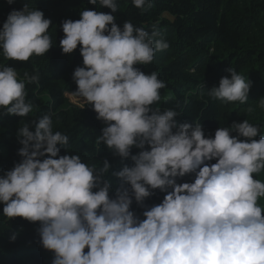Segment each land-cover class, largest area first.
<instances>
[{
	"label": "clouds",
	"instance_id": "9594fccd",
	"mask_svg": "<svg viewBox=\"0 0 264 264\" xmlns=\"http://www.w3.org/2000/svg\"><path fill=\"white\" fill-rule=\"evenodd\" d=\"M89 2L112 13L119 9L118 0ZM132 5L144 12L152 0H132ZM80 16L62 23V52L72 54L79 45L83 58L70 96L91 106L106 125L98 142L133 166L113 173L122 188L110 198V182L104 179L109 162L97 168L79 155H60L57 145L67 149L69 137L53 130L49 111L18 129L22 159L0 176L3 216L39 222L40 242L54 254L52 264H264V205L259 203L264 181L254 178L264 171V135L254 139L260 127L245 119L205 138L200 123L179 124L174 109L153 107L165 82L135 67L151 64L169 47L160 32L130 21L121 29L112 14L93 10ZM50 25L28 4L13 9L0 30L4 58L28 62L46 54L53 46ZM228 71L230 78H221L209 97L245 104L251 82L233 68ZM38 81V74L25 73L21 80L12 67L0 70V110L28 117L33 104L26 85ZM134 147L140 150L135 155ZM186 175H194V182L177 183ZM155 190L166 193L163 201L139 219L130 210L133 199L143 206ZM15 239L13 234L10 240Z\"/></svg>",
	"mask_w": 264,
	"mask_h": 264
},
{
	"label": "trees",
	"instance_id": "16d2710c",
	"mask_svg": "<svg viewBox=\"0 0 264 264\" xmlns=\"http://www.w3.org/2000/svg\"><path fill=\"white\" fill-rule=\"evenodd\" d=\"M118 2V11L112 13L107 7L92 5L89 0H15L12 5L0 0V30L13 9L22 10L28 4L51 20L48 33L53 40L46 54L33 56L28 62L6 60L0 49V70L12 67L21 80L25 73L39 75L37 83L26 85L27 99L33 104L28 117L0 110V176L22 159L18 155L22 147L18 129L24 123L38 122L51 111L53 130L69 137L67 149L57 145L59 154L79 155L82 162L97 168L107 160L110 168L104 179L110 182V198L122 188V182L113 173L125 165L133 166V162L120 158L98 142L106 125L96 118L97 113L91 106L74 105L69 100L70 93L77 90L73 74L77 67L83 66V58L79 45L72 54L62 52V23L79 20L85 9L112 14L121 29L126 21L149 33L156 29L169 44L166 50L156 53L151 64L135 66L145 74L155 72L166 84L160 90L161 100L153 107L161 111L174 109L179 124L200 123L205 138H214L218 128L230 127L245 119L261 129L254 139L264 135V108L260 106L264 101V0H152L151 8L144 12L135 8L132 0ZM230 68L251 82L245 104L224 103L208 95L213 87H219L221 78H230ZM248 108L253 111L249 112ZM139 151L135 147L131 150L133 155ZM254 178L264 181V171L254 174ZM194 179V175H186L177 183H192ZM165 195L155 190L143 206L133 199L130 210L143 220V212L160 204ZM259 203L264 205V199ZM38 228L39 222L31 223L19 217L7 220L0 204V264H52L54 254L42 247ZM13 234L16 235L14 242L10 240Z\"/></svg>",
	"mask_w": 264,
	"mask_h": 264
},
{
	"label": "rangeland",
	"instance_id": "374dc122",
	"mask_svg": "<svg viewBox=\"0 0 264 264\" xmlns=\"http://www.w3.org/2000/svg\"><path fill=\"white\" fill-rule=\"evenodd\" d=\"M69 100L71 101L72 104L74 105H81V103L77 100V101H73V99L71 97H69ZM1 153V152H0Z\"/></svg>",
	"mask_w": 264,
	"mask_h": 264
}]
</instances>
